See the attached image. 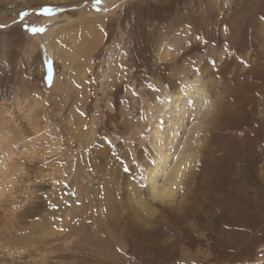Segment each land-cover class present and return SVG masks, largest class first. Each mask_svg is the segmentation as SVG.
I'll use <instances>...</instances> for the list:
<instances>
[{
  "label": "rangeland",
  "instance_id": "obj_1",
  "mask_svg": "<svg viewBox=\"0 0 264 264\" xmlns=\"http://www.w3.org/2000/svg\"><path fill=\"white\" fill-rule=\"evenodd\" d=\"M6 2L0 264H264V0ZM192 84L155 200L151 120Z\"/></svg>",
  "mask_w": 264,
  "mask_h": 264
},
{
  "label": "bare ground",
  "instance_id": "obj_2",
  "mask_svg": "<svg viewBox=\"0 0 264 264\" xmlns=\"http://www.w3.org/2000/svg\"><path fill=\"white\" fill-rule=\"evenodd\" d=\"M6 1L8 2L10 0H0V2L2 3ZM36 1L55 4L62 1L66 2L69 0H36ZM65 24L66 23H64L63 25ZM61 25L62 24L60 22H57L54 25H52L50 28L52 31H54L55 29L61 27ZM48 31L51 32L50 30ZM200 93H201V88L198 85L196 86L192 84L191 86L179 87L178 90L175 91V93L171 94L169 98L170 99L169 105H171L170 110L167 109L168 107L167 104L166 106L165 104H163L164 106L159 108L161 109L160 111L164 110L163 114L161 116H155L151 120L150 133L151 136L153 137L152 144L155 147L156 152H155V159L153 161L154 163L151 164V166L149 167L150 170L148 171V190L151 196H152V190L154 188H158L159 191L163 193V195H161L160 198L155 200H162L166 196L167 197L171 196L172 191H174L177 186L176 183L179 182L180 184V180H181L180 175L183 172V170L187 167V162L184 159V157L187 159L191 154V139L193 138H191V136L187 137V141L183 144V147L185 146L187 149L184 151V153L182 152L181 149H179L176 158H174V155L170 150V145L172 146L175 144L174 141L176 140L175 136L177 131L179 130V128L183 129L184 123L190 118L189 117L190 112L186 102L187 100H185L184 95L188 94V96L189 95L191 96L194 94L199 95ZM164 102L165 101H163V103ZM195 125L196 126L198 125V120L197 122H194L193 128H195ZM193 128L189 129L190 131L189 135L194 134ZM193 136L194 135H192V137ZM177 148L178 147L176 146V149Z\"/></svg>",
  "mask_w": 264,
  "mask_h": 264
},
{
  "label": "snow or ice",
  "instance_id": "obj_3",
  "mask_svg": "<svg viewBox=\"0 0 264 264\" xmlns=\"http://www.w3.org/2000/svg\"><path fill=\"white\" fill-rule=\"evenodd\" d=\"M100 2H101V0H95V5L98 6L100 4ZM55 10L56 9L51 8V7H43L40 11L42 14H49ZM21 15H26V13H22ZM0 27H3V25H0ZM25 27H26V30L31 31L34 34L43 31V29H41V28H35V27L29 28V26H25ZM161 195H163V193H161L158 188H154L152 190V198L158 199L161 197Z\"/></svg>",
  "mask_w": 264,
  "mask_h": 264
}]
</instances>
